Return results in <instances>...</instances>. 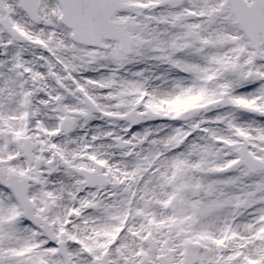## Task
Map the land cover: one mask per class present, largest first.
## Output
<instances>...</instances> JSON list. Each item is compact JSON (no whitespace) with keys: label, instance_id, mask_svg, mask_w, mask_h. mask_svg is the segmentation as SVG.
Instances as JSON below:
<instances>
[{"label":"snow or ice","instance_id":"snow-or-ice-1","mask_svg":"<svg viewBox=\"0 0 264 264\" xmlns=\"http://www.w3.org/2000/svg\"><path fill=\"white\" fill-rule=\"evenodd\" d=\"M0 264H264V0H0Z\"/></svg>","mask_w":264,"mask_h":264}]
</instances>
